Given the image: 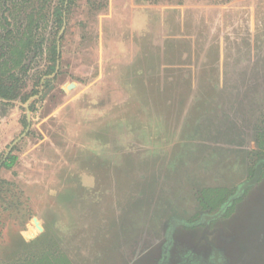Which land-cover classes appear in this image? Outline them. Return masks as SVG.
<instances>
[{
  "label": "rangeland",
  "instance_id": "1",
  "mask_svg": "<svg viewBox=\"0 0 264 264\" xmlns=\"http://www.w3.org/2000/svg\"><path fill=\"white\" fill-rule=\"evenodd\" d=\"M59 1L34 0L49 42ZM63 16L49 88L0 107L2 158L34 104L0 169L23 202L0 219V264H264V0H73ZM47 66L45 49L26 92Z\"/></svg>",
  "mask_w": 264,
  "mask_h": 264
},
{
  "label": "trees",
  "instance_id": "2",
  "mask_svg": "<svg viewBox=\"0 0 264 264\" xmlns=\"http://www.w3.org/2000/svg\"><path fill=\"white\" fill-rule=\"evenodd\" d=\"M72 2L73 0H60L53 7L50 16L54 32L49 42L42 32L43 23L45 26L48 20L41 9L43 5L38 9L34 0L0 1V107L10 105L2 100L25 102L29 96L39 95L42 90L49 88L53 79L48 76L54 73L57 60L56 36L62 27L63 15ZM45 49L47 69L42 75L39 73L34 77L30 92H26L28 73L33 69V62L43 56ZM33 107L34 104L29 105V110L32 111ZM22 123L26 126L25 117ZM257 148L255 155L264 160V140L257 139ZM2 158L0 169L10 170L17 162V157L12 152L1 162ZM16 191L13 182L0 177V219L2 215L23 203L20 198L22 194ZM26 201L28 200L25 199ZM15 264H70V262L63 255L57 256L53 252H47Z\"/></svg>",
  "mask_w": 264,
  "mask_h": 264
},
{
  "label": "water",
  "instance_id": "3",
  "mask_svg": "<svg viewBox=\"0 0 264 264\" xmlns=\"http://www.w3.org/2000/svg\"><path fill=\"white\" fill-rule=\"evenodd\" d=\"M64 26H65V20H63V24H62V27L60 29V32L58 34L57 41H56L57 60H56L55 71H54V73L52 75L48 76L49 78H54V76L57 74V71H58V68H59V54H60L59 53V44H60L61 35H62L63 31H64ZM2 102H5V103H14V101H5V100H2ZM29 105H30V100H28L25 103V105H24V109H25V112H26V118H27L28 127L25 129V132L18 139L14 140L12 142V144L9 146L6 154L3 156L1 162L9 155V153L11 152V149H12L13 145H15L22 137H24L25 134H26V132H28V130H29V123H30V113H29L30 110H29Z\"/></svg>",
  "mask_w": 264,
  "mask_h": 264
}]
</instances>
